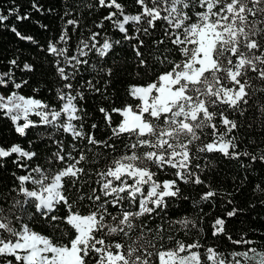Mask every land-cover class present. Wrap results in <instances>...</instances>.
Wrapping results in <instances>:
<instances>
[{
  "label": "snow or ice",
  "instance_id": "6c2138e0",
  "mask_svg": "<svg viewBox=\"0 0 264 264\" xmlns=\"http://www.w3.org/2000/svg\"><path fill=\"white\" fill-rule=\"evenodd\" d=\"M132 2L134 13L126 12L122 0L85 4L89 10L107 11L96 28L103 29L108 21L124 40L135 41L136 75L142 83L128 87L129 99L122 106H114L108 93L117 70L84 59L93 50L103 59L121 41L105 36L101 43V33L89 30L70 52L69 28L81 27L76 18L67 19L58 39L41 48L53 58L49 63L58 80L57 106L9 88L19 90L28 83L13 78L16 59L0 72V89L10 93L0 92V114L20 137H27L29 129H42L27 141L28 148L0 145V169L11 163L24 173L12 171L13 185L7 196H0V264H264V251L255 247L225 255L198 239L187 243L177 237L193 229L198 235L201 220L185 216L169 219L167 226L161 223L169 201L189 199L181 183L205 184L195 171L201 168L195 163L198 154L218 152L227 159L244 156L264 164V151H238L235 135L242 127L239 117L249 110L264 131V0ZM31 7L44 11L36 0ZM10 14L29 19L28 14ZM8 19L0 14V24ZM10 31L20 41L38 44L15 26ZM89 70L94 79L99 77L95 83L83 78ZM22 71L35 68L25 63ZM86 93L110 101L109 107H96L105 128L100 138L99 125L88 123ZM55 133L67 134L71 142L66 146ZM160 174L171 178L161 180ZM217 195L208 190L194 206L214 202ZM238 212L232 208L224 215L232 218ZM225 225V218H215L212 236L223 235L237 246L254 243L233 239Z\"/></svg>",
  "mask_w": 264,
  "mask_h": 264
},
{
  "label": "trees",
  "instance_id": "16d2710c",
  "mask_svg": "<svg viewBox=\"0 0 264 264\" xmlns=\"http://www.w3.org/2000/svg\"><path fill=\"white\" fill-rule=\"evenodd\" d=\"M44 9L43 13H37L31 7L32 0H0V14L8 15L9 19L3 24H0V72H6L11 65L9 61L16 59L19 67L12 68L13 78L17 83L27 80L28 83L19 90L13 88L9 84V88L18 91L20 95L26 98L34 97L41 99L50 106H57L58 101L55 99V89L58 86L57 77L53 74L54 69L51 67L49 61L53 58L41 48H46L47 43L56 41L60 35L61 29L65 26V21L69 18L79 19L81 27L76 31L69 28L71 40H69L68 47L70 52L75 50L76 44L81 36L87 38L90 34L89 30L100 32L101 36L97 40L102 43L105 36L112 41L120 40L119 44L113 43V49L101 59L98 55L90 52L87 57L90 63H97L112 67L117 71L112 77V82L108 85V93L115 98V105L117 107L128 101L126 90L132 84L142 83L136 75V58L132 44L135 41L123 39V34L114 29L112 24L108 21L104 22L103 29L96 28L95 24L99 23L107 11L104 9L89 10L85 7L87 3H94V0H36ZM126 5V12L134 13L135 6L132 0H122ZM51 9V12L48 11ZM18 10V12H17ZM71 12L72 16H64L65 12ZM28 14V20H17L16 15ZM63 17V20L61 19ZM40 25H46L47 28H41ZM15 26L18 31L24 35H31L38 44H31L26 41H20L10 28ZM126 27H129L126 25ZM159 28V25H158ZM129 34H133L130 29ZM147 42L150 38L144 37ZM58 46H61L58 44ZM100 44L97 45L99 47ZM144 50V49H142ZM25 63L32 64L35 68L34 72L22 71ZM82 68L87 69L84 65ZM94 74L89 71L83 72V78L93 79L95 83L99 77L93 78ZM103 81H100L98 86H102ZM33 89H39L34 92ZM4 95H9L7 90L0 89ZM86 95H88L86 93ZM255 99V97H254ZM105 107L110 106V101H105L97 94L95 96L88 95L86 101V109L90 113L88 123L96 122L99 125L97 129V137L100 138L104 131V124L102 114H100L96 107L97 105ZM30 118L38 121V117L34 114ZM232 119H237L236 116H231ZM114 119H118L114 115ZM23 123V120L20 121ZM238 123L242 125L235 133L237 136L238 151L259 154L264 151V131H262L259 120L255 118L252 110H249L245 116L238 119ZM251 123L252 127L247 125ZM42 129H29L27 137L18 136L11 121L0 114V145L8 146L12 143H19L24 148H28V140L33 138ZM209 131L210 130H206ZM55 135L64 140L66 146L71 142V138L67 134L55 133ZM202 140L207 142L209 136L205 135ZM55 145H52L54 148ZM119 147V146H118ZM119 155V152L115 153ZM199 159L195 163L201 165L200 169H195L205 181L202 185L180 184L182 193L189 199H177L169 201L170 207L167 209V215L164 221L167 226L169 219L175 220L181 217H189L191 219L201 220L200 227L202 231L197 235L196 230H190L189 235L185 236L183 232H178L177 237L182 238L187 243L192 240H199L205 247H214L218 251L227 255L231 251H243L247 247H255L264 251V191L257 188H264V164L251 163L247 157L241 156L237 159H227L218 152L198 154ZM103 163V161H102ZM245 165V166H242ZM12 171L17 174H24L17 169L15 165L8 163L5 169H0V196H7L8 189L13 185ZM159 179H170L171 177L165 174H160ZM208 190H215L217 197L214 202H203L194 206L195 201H199L201 194ZM12 195H16L13 193ZM23 199L22 197H18ZM231 200L233 203L228 204ZM232 208L239 209L237 216L227 218L224 214ZM203 209V212L200 211ZM84 211V209H82ZM217 217L226 219V231L233 239L252 240V245H234L223 235L213 237L210 227L211 223ZM159 219V218H157ZM156 221H152L150 226H155ZM37 230L39 227L37 226ZM175 232V229L172 230ZM167 235V233H165Z\"/></svg>",
  "mask_w": 264,
  "mask_h": 264
}]
</instances>
